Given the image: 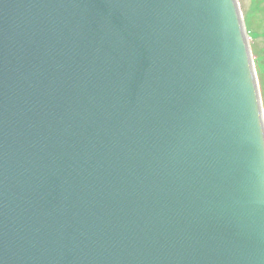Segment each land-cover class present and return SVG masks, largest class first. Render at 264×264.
Returning a JSON list of instances; mask_svg holds the SVG:
<instances>
[{"label":"water","instance_id":"water-1","mask_svg":"<svg viewBox=\"0 0 264 264\" xmlns=\"http://www.w3.org/2000/svg\"><path fill=\"white\" fill-rule=\"evenodd\" d=\"M0 264H264L236 0H0Z\"/></svg>","mask_w":264,"mask_h":264},{"label":"rangeland","instance_id":"rangeland-1","mask_svg":"<svg viewBox=\"0 0 264 264\" xmlns=\"http://www.w3.org/2000/svg\"><path fill=\"white\" fill-rule=\"evenodd\" d=\"M247 30L264 112V0H237Z\"/></svg>","mask_w":264,"mask_h":264}]
</instances>
